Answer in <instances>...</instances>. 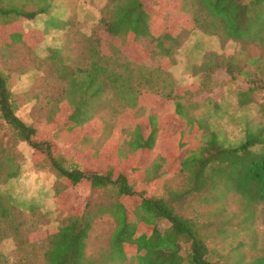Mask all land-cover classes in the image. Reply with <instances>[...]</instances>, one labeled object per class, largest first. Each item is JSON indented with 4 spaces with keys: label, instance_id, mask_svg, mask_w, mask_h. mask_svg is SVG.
<instances>
[{
    "label": "trees",
    "instance_id": "1",
    "mask_svg": "<svg viewBox=\"0 0 264 264\" xmlns=\"http://www.w3.org/2000/svg\"><path fill=\"white\" fill-rule=\"evenodd\" d=\"M25 1L31 2V8L25 7L28 5ZM156 1L106 0L99 22L112 38V56L101 55L93 47L81 63L69 65L65 59L68 57L60 53L52 55L55 63L50 64L52 71L48 78L64 82L60 87L61 96L54 97V104L65 102L71 106L72 121H89L87 106L90 101L99 99L109 110L106 118L101 117V131L105 132L113 126V115L138 106L139 95L146 84H155L153 92L160 94L161 90L156 86L160 75L152 77V73L157 67L165 70L172 65L180 41L171 29L156 32L160 11L151 10V4ZM179 5L181 10L190 12L196 29L204 34L260 45L263 55L249 58L248 62L257 70L264 63V9H260L264 8V0H180ZM49 6L50 0H0V25L35 18L47 12ZM8 14L15 17H2ZM17 33L12 39L21 38V32ZM140 39L153 44L152 50L142 53L161 57L162 62L157 67L143 65V60L136 58L139 52L135 55L123 48L125 42ZM208 55L198 68L205 70L202 85L207 84L209 71L221 67L220 62L213 63V53L204 58ZM126 57L139 64L131 68V61L125 60ZM112 64L115 67H110ZM226 71L234 77L231 64H227ZM241 73L248 75L244 70ZM192 86L189 84V88ZM183 89L184 86L170 84L169 91L161 95L169 100L167 106L158 114L149 115L145 124L133 125L122 146L119 136L111 142L107 139L102 146L110 147L109 156L125 161L124 166L135 167L138 162L132 154L139 150L149 151L160 133L171 129L169 119L180 121V129L174 135L175 154L167 156L159 152L153 162L152 180H157L159 189L144 193L121 169L102 171L74 161L66 164L60 152L54 153L53 142L39 137L37 125L24 122L16 114L17 104L8 77L0 70V125L8 133V140L26 142L34 153L50 162L61 184L59 186L57 182L54 192L58 206L64 209L59 197L63 192L67 193L69 187L83 186L108 196L107 203L99 204L95 210L89 208V201L84 204L67 201V222L48 235L43 231L41 239L26 243L19 236L29 230L23 228L22 219L15 214L18 209L3 200L0 194V242L10 240L18 249H24L27 261L30 257L35 258L36 264H108L116 261L133 264H264V243L259 241V232L254 228L257 210L262 212L259 217L264 224V123L246 122L239 142L226 143L216 131L210 130L205 119L192 114L197 104L190 101V94L189 103L180 98ZM253 92L254 86L238 91V106L253 102ZM207 102L215 113L221 107L217 102ZM0 167L7 168L8 179L18 172L13 157L1 144ZM172 173L185 175L189 188L180 191L163 182ZM229 196L233 205L215 204L218 199ZM193 202L205 207L201 211L192 206ZM188 204L189 215L184 213ZM102 218L109 219L107 243L97 257H89L86 248L90 230L97 228V220ZM161 220L169 222L163 230L158 227ZM34 231L33 228L31 232ZM249 250L253 252L247 253Z\"/></svg>",
    "mask_w": 264,
    "mask_h": 264
},
{
    "label": "rangeland",
    "instance_id": "2",
    "mask_svg": "<svg viewBox=\"0 0 264 264\" xmlns=\"http://www.w3.org/2000/svg\"><path fill=\"white\" fill-rule=\"evenodd\" d=\"M25 2L28 4L25 7L31 8V2ZM179 2L180 0H157L151 4V10L160 11L156 20V32L171 29L172 34L180 41L173 55L172 65L164 70L156 66L162 62L159 55L142 53L143 50L153 48V44L145 39L123 44V48L131 54L136 55L139 52L136 58L143 60V65L157 67L152 77L160 75V78L156 79L160 94L153 92L155 84H146L139 95L138 106L113 115V126L105 132L101 131V117L106 118L109 110H106L107 106L103 101H90L87 106L90 120L76 123L70 118L71 106L65 102L54 104V97L61 96L60 87L64 86V82L48 77L52 71L50 64L55 63L52 55L56 53L68 57L65 59L69 65L81 63L83 56L88 55V51L93 47L101 55L112 56V38L99 22L106 0H50L47 12L32 19H18L11 24L0 25V70L8 77V84L17 104L16 114L24 122L36 124L40 132L39 137L50 139L54 153L60 152L66 164L74 161L102 171L121 169L136 181L137 188L144 193L159 189L157 180H152L153 162L159 152L167 156L175 154L174 135L180 129V121L169 119L171 129L165 130L163 134L161 132L149 151L143 153L139 150L132 154L138 162L135 167L124 166L125 161L109 156L110 147L102 146L107 143V139L111 142L117 136L121 138L122 146L124 141L128 140L133 125L145 124L149 115L158 114L167 106L169 100L163 99L161 95L169 91L170 84L173 87L184 86L180 98L189 103V94L191 95L190 101L197 104L192 114L205 119L210 130L216 131L221 140L226 143H238L243 136L246 122L264 123V63L257 70L255 65L248 62L249 58L262 56L263 48L257 44L200 32L193 24L190 12L188 14L181 10ZM2 17L11 19L15 16L8 14ZM17 32H21V38L12 39L13 34ZM208 53L214 54L213 63L220 62L221 67L209 71L208 82L202 85L205 70L198 68L209 58V55L204 58ZM125 60L130 59L126 57ZM228 63L234 68L233 78L226 71ZM138 64L137 61H131L130 67H136ZM110 67H115V64ZM241 70L248 75L242 74ZM189 84L193 86L189 88ZM250 86H254V101L242 107L238 106L237 92ZM207 100H210L211 104L212 101L219 103L220 109L215 113ZM8 139V133L0 125V144L18 166L16 176L9 179L6 177L7 168L0 167V194L3 200L18 209L15 214L22 219L23 228L29 230L26 233L21 232L23 229L20 231L19 237L26 243L28 240L41 239L44 236L43 231L48 235L55 228L64 225L69 213L66 208V202L69 200L79 204L89 201L91 210H95L99 204L107 203L108 196L104 193L92 192L83 186L69 187L67 193L63 192L59 197L60 205L64 206L62 210L54 195L59 181L50 162L34 153L26 142H13ZM173 174L163 182L180 191L189 188V180L185 175ZM218 200L216 205H233L231 196ZM192 206L201 211L205 207L197 202H193ZM184 213L189 215V204ZM261 213L257 210L254 228L259 232V241L264 243V224L259 217ZM108 221L109 219H98L97 228L90 230L89 246L86 248L89 257H97L107 243L110 228ZM168 225V221L161 220L158 227L163 230ZM33 228L36 231L31 232ZM246 252L250 254L253 250ZM24 255V249H18L10 240L0 242V264L37 263L32 257L27 261ZM108 264L133 263L116 261Z\"/></svg>",
    "mask_w": 264,
    "mask_h": 264
}]
</instances>
